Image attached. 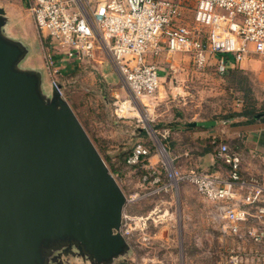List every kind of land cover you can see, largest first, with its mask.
<instances>
[{
	"label": "built area",
	"instance_id": "2783aa9c",
	"mask_svg": "<svg viewBox=\"0 0 264 264\" xmlns=\"http://www.w3.org/2000/svg\"><path fill=\"white\" fill-rule=\"evenodd\" d=\"M183 2L26 0V5L48 75H57L63 63L92 61L96 49L103 50L126 92V98L114 103V115L132 120L137 118L138 102L142 104V98L153 97L158 91L159 68L151 59L163 52L188 54L198 70L213 58L219 73L226 71L228 62L239 64L251 55H264V0H196L191 23H185ZM51 81L62 96L60 87ZM167 135L163 130L161 137ZM152 152L158 158L155 164L150 161ZM168 155L159 142L155 150L137 142L126 159V168L141 174V188L152 187L140 197L125 195L119 233L130 250L142 247L140 241L149 242L142 235L148 217L128 216L127 206L140 198L167 195L180 184L193 187L202 201L211 205L216 221L226 223L218 228L222 232L237 236L248 219L264 217V182L242 173L245 157L241 152L217 145L224 174L185 171ZM248 234L250 242H264L263 232L251 229Z\"/></svg>",
	"mask_w": 264,
	"mask_h": 264
},
{
	"label": "rangeland",
	"instance_id": "374dc122",
	"mask_svg": "<svg viewBox=\"0 0 264 264\" xmlns=\"http://www.w3.org/2000/svg\"><path fill=\"white\" fill-rule=\"evenodd\" d=\"M195 2L188 0L190 12H193ZM1 4L8 9L5 12L0 6L4 11L3 26L14 24L13 38L18 39L28 51L27 57L18 62V68H31L33 59L34 66L42 68H35L34 72L39 77V93L44 102L51 98L52 79L60 87L62 98L69 105L73 104L92 143L126 196L137 194L140 197L152 187L141 188V174H133L123 166V157L130 154L137 142L153 150L159 142L167 150L171 135L161 137L162 125L170 120L173 110L181 112L185 124L193 121L210 122L222 115L240 113L244 107L257 115L264 113V55L249 57L253 63L251 69L245 66L239 71H229L231 64L228 63L226 71L219 73L215 59L209 58L207 65L198 70L188 54L178 52L168 58L160 55L159 58L151 59L154 63L166 62L170 66L166 67L164 78L168 88L161 96L165 98L164 106L154 109L149 115L148 106L138 102L137 112H134L136 119H118L114 115V103L126 98V92L103 50L96 49L92 61H74L80 64L77 65L75 77H65L63 72L50 77L45 70L38 35L24 1L0 0ZM187 18L185 23H191L192 16L188 15ZM85 114L92 117L91 127L85 123ZM119 155L122 156L118 158ZM154 157L155 164L158 158ZM113 170L117 172L113 174ZM184 191H192L193 194L184 198ZM194 196L201 199L193 187L180 184L172 187L167 195L140 198L129 204L125 210L128 216L148 217V227L142 235L148 237L149 242H139L142 247H135L136 257L133 261H126L128 257L121 255L108 264H233L235 259L237 264H264V242L254 244L250 242L248 234L251 229L264 233V217L248 219L241 225L237 236L214 229L209 230L211 233H207V239H202L206 237L202 222H211L218 228L226 223L217 222L211 205L204 201L202 203ZM138 237L135 236V241ZM50 251V258L55 256L58 259L51 261L48 258L47 264H92L75 252L65 254L63 247L58 249L55 246Z\"/></svg>",
	"mask_w": 264,
	"mask_h": 264
},
{
	"label": "water",
	"instance_id": "95a60500",
	"mask_svg": "<svg viewBox=\"0 0 264 264\" xmlns=\"http://www.w3.org/2000/svg\"><path fill=\"white\" fill-rule=\"evenodd\" d=\"M3 14L0 264H47L55 246L108 264L129 249L119 233L125 194L58 90L44 102L36 73L18 68L28 51L4 35Z\"/></svg>",
	"mask_w": 264,
	"mask_h": 264
},
{
	"label": "crops",
	"instance_id": "0c3cea01",
	"mask_svg": "<svg viewBox=\"0 0 264 264\" xmlns=\"http://www.w3.org/2000/svg\"><path fill=\"white\" fill-rule=\"evenodd\" d=\"M23 1L24 4L26 5V0ZM183 3L186 6L184 19L187 20L188 15L193 17V12H190V9H188L190 6V4H188V0H184ZM0 6L5 10V12L8 11V9L4 5L1 4ZM14 29H15L14 24L13 26H7V27L3 26L5 35L7 37L14 39L15 41H18V39L13 38L14 36L13 34L15 33L14 32L12 33V31ZM162 56H165L167 58L169 57V55L166 54L165 52H163ZM33 61L31 68L24 70L34 71L35 68L42 69L39 66L38 67L34 66L35 59H33ZM99 63H103V62H99ZM161 63L162 62H158V61L156 63L159 68V88H158L159 93L157 91L158 95L157 96L155 95L153 98L145 97L141 99L143 105L148 106L149 115L154 111V109L162 105L164 106L163 101H165V98H161V96L163 95V92L168 88L167 87L168 83L164 78L166 76V67L169 68L170 66H167V64H165L166 62L163 64ZM228 63L231 64V68L229 70L244 69L245 66L249 69L253 67V63L249 59V57L244 59L239 64H234L233 62H228ZM67 64H69L68 68H66ZM77 65L80 64L76 62L63 63L62 65H60V67L57 70L58 74L61 75V72H63V76L65 74V77L66 76L75 77L78 72ZM75 115L82 125L83 124L82 121H80L76 113ZM84 117H85V123L89 127H91L92 117L90 118L89 115L86 114ZM158 118H160V116H158ZM169 119L170 120H167V122H165L162 125L163 127L162 131L167 130L168 135H171V143L167 146V151L169 157L174 160V163L181 166L183 170L210 171L217 174L225 173V166L221 164L220 160L217 157V146L213 147L210 152L205 151L208 145L204 144L203 141L209 140V142L215 141L217 142V144L220 143L226 144L230 149L241 152L245 157V161L241 168L242 173L248 177L260 178L264 182V120L257 119V121L252 123H244L238 125H230L229 123H224V122L223 123L215 122L214 126L207 127L206 129L189 130L188 128H185V125L187 124L189 126L190 123H195L198 121L188 122L185 124L183 122L182 114L179 110H173L172 114L169 116ZM83 128L86 132L88 131L87 129H85L84 126ZM154 159L155 157H151L150 161L152 164H154ZM184 193L185 194L187 193V196ZM184 193H183L184 198L185 197L188 198V196L193 194L192 191L190 192L184 191ZM194 197L203 203L201 199L197 198L196 196ZM184 203L186 204L187 201H184ZM202 227H203L202 228L203 232L206 235V237H201L202 239L203 238L207 239V233H211V231L209 230L218 229V227L213 226V223L208 221L202 222ZM125 256L128 257L126 261H133V259L136 257V254L133 250H128ZM186 259L188 258L186 257Z\"/></svg>",
	"mask_w": 264,
	"mask_h": 264
},
{
	"label": "trees",
	"instance_id": "16d2710c",
	"mask_svg": "<svg viewBox=\"0 0 264 264\" xmlns=\"http://www.w3.org/2000/svg\"><path fill=\"white\" fill-rule=\"evenodd\" d=\"M229 71H239V70L238 69H232V70H229ZM69 106L75 112V109H74L73 104L70 103ZM260 115H264V113H261ZM77 116L79 117L78 114H77ZM256 116H258V115L255 114L254 111H251V110L247 109V107H244L243 110L240 113H232V114H229V115H222L220 117L213 118L211 120V122H221V123L224 122V123H229L230 125H238V124L255 122V121H257ZM79 119H80V117H79ZM238 119H243V120H238ZM258 120H264V117H262V119H258ZM80 121H81V119H80ZM83 126L85 127V125H83ZM207 127H210V126H188L187 124L185 125V128H188L189 130H195V129L196 130H201V129H206ZM86 133L89 136L88 131ZM203 143L206 144V145H208L207 149L205 150V148H206L205 147L204 150L205 151H209V152L212 150L213 147H216L218 145L217 142H215V141H210L209 142V140L203 141ZM121 156L122 155H119L117 157L120 158ZM123 156H124V154H123ZM128 156L129 155H127L125 158L123 157V159H122L123 166L126 165V159H127ZM103 160H105V159H103ZM108 161H109V159L107 158V162ZM116 172H117L116 170H113V174L116 173Z\"/></svg>",
	"mask_w": 264,
	"mask_h": 264
},
{
	"label": "bare ground",
	"instance_id": "6f19581e",
	"mask_svg": "<svg viewBox=\"0 0 264 264\" xmlns=\"http://www.w3.org/2000/svg\"><path fill=\"white\" fill-rule=\"evenodd\" d=\"M165 158H166V156H165Z\"/></svg>",
	"mask_w": 264,
	"mask_h": 264
}]
</instances>
